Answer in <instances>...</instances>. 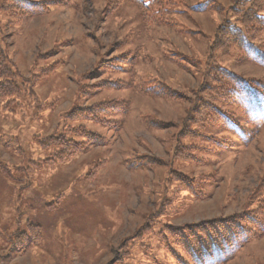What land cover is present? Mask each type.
Here are the masks:
<instances>
[{"label": "rangeland", "instance_id": "1", "mask_svg": "<svg viewBox=\"0 0 264 264\" xmlns=\"http://www.w3.org/2000/svg\"><path fill=\"white\" fill-rule=\"evenodd\" d=\"M117 1L65 0L5 30L15 69L38 78L35 96L6 109L0 103V163L14 178L0 171V264H108L115 250L122 258L114 264H193L170 242L166 227L173 234L264 203V125L248 137L251 127L233 107L227 111L237 115L244 137L212 127L200 131L201 140L178 137L192 107L191 92L208 72L207 44L220 23L232 20L223 9L233 0H160L159 15L148 17L122 0L116 10L104 12ZM203 5L204 12L191 9ZM0 21L7 22L1 12ZM131 56L136 63L128 62ZM115 57L120 60L109 61ZM212 60L242 78H264L263 68L239 61L235 52L216 51ZM49 66L56 67L44 76ZM94 72L97 79H86ZM100 82L118 87L80 95L93 92L84 85ZM153 85L168 95L142 92ZM109 100L130 103L110 117L117 130L64 118L75 107ZM157 123L171 125L164 129ZM78 127L107 144L67 162L41 164L58 151L41 142L62 134L82 141L71 133ZM188 145L198 148L191 151L196 161L173 156ZM170 171L188 180L190 189L180 190ZM28 225L39 227L40 239L22 249L17 237ZM223 264H264V234Z\"/></svg>", "mask_w": 264, "mask_h": 264}, {"label": "trees", "instance_id": "2", "mask_svg": "<svg viewBox=\"0 0 264 264\" xmlns=\"http://www.w3.org/2000/svg\"><path fill=\"white\" fill-rule=\"evenodd\" d=\"M121 1L118 0L113 8L104 12L110 13L116 10ZM125 1H129L138 9L140 8L142 15H146V17L149 13L159 15L160 10L157 9L162 6L160 0ZM64 2L65 0H2L0 12L7 18L5 25H2L0 21V103L5 104L3 109L10 108L14 102L25 96H35L33 85L38 78L37 75L25 77L15 69L10 58L12 53L9 50L10 44L6 40L8 36H6L5 30L22 23L24 20L45 15L49 11L50 5ZM220 7L224 8L222 5ZM191 9L193 12L201 13L207 8L206 5H203ZM224 9L227 18L230 16L232 20H225L220 23L213 39L207 44L208 72L204 75L200 88L196 92H191L194 98L192 107L183 119L178 134V137L187 138L191 141L201 140L203 135L200 131H205L210 127L231 132L239 138L244 137L243 125L237 121L235 113L227 111L228 108H236L241 114L242 124H248L251 127V134L248 137L255 136L264 125V78L258 80L245 79L212 63L216 51H221L222 56H228L230 52H235L240 58L239 61L264 69V0H233L231 7ZM104 18L100 15V21ZM136 59L137 56H131L128 58V62L136 63ZM116 60L120 59L115 57L109 61ZM55 67L49 66L44 70L43 75L51 74ZM97 78V72L86 76V79L94 80ZM156 83L154 82V84ZM85 87L93 88V92H91L92 90L88 92L80 90V95L93 94L102 87L118 86L115 83L100 82V84L90 86L84 85ZM156 89L157 87L153 85L142 92L159 97L168 95V93H163V87L160 90ZM197 93L201 95L207 93V96L203 98L197 96ZM170 96L176 100L182 99V95L175 92H171ZM129 106V102L109 100L92 104L89 107H75L64 118L90 120L117 130L120 126H116L110 117L122 109L126 111ZM155 125L167 129L171 124L157 123ZM191 126L195 127L194 130L190 129ZM71 133L82 137L83 140L77 141L62 134L49 136L41 142L43 147L58 148L53 159L45 160L41 164L67 162L86 152L89 147H101L107 144L105 138L86 130L84 127L75 128ZM206 138L211 140L213 137L207 136ZM216 144L217 150L219 145ZM196 149L198 148H195V145H188L181 151H175L173 156L187 162L196 161L195 156L191 153ZM154 163L164 165L158 160H155ZM0 171L14 179L7 165L0 163ZM169 178L176 180L180 190H188V180L172 171L169 172ZM27 227V232L21 233L17 237V240L22 239V242L18 241V243H23L22 249L36 244L40 239L39 227L35 225H28ZM165 230L170 242H176V246L186 253L193 264H223L235 256L246 243L264 234V203H258V206L231 217L188 225L183 230L182 228L176 229L173 234H171L170 228L166 227ZM126 244V242L122 243L119 248L123 252L122 255L126 254L124 251ZM121 258L115 250V257L108 264H114Z\"/></svg>", "mask_w": 264, "mask_h": 264}, {"label": "crops", "instance_id": "3", "mask_svg": "<svg viewBox=\"0 0 264 264\" xmlns=\"http://www.w3.org/2000/svg\"><path fill=\"white\" fill-rule=\"evenodd\" d=\"M61 233H62V232H61ZM61 233H58L56 236L63 237L64 235L61 234ZM40 248H41V246H37V247H36V249H40Z\"/></svg>", "mask_w": 264, "mask_h": 264}]
</instances>
